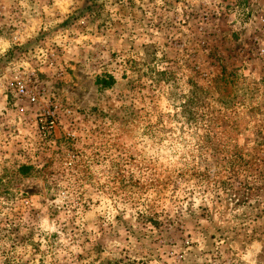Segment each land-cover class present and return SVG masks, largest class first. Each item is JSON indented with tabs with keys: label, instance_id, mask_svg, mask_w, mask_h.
I'll return each mask as SVG.
<instances>
[{
	"label": "rangeland",
	"instance_id": "1",
	"mask_svg": "<svg viewBox=\"0 0 264 264\" xmlns=\"http://www.w3.org/2000/svg\"><path fill=\"white\" fill-rule=\"evenodd\" d=\"M0 264H264V0H0Z\"/></svg>",
	"mask_w": 264,
	"mask_h": 264
},
{
	"label": "built area",
	"instance_id": "2",
	"mask_svg": "<svg viewBox=\"0 0 264 264\" xmlns=\"http://www.w3.org/2000/svg\"><path fill=\"white\" fill-rule=\"evenodd\" d=\"M36 78L34 74L29 76L30 82ZM34 87V86H33ZM32 87L31 84L27 83L25 78L17 77L10 82H8V88L16 94L20 101H28L31 105H37L40 103V94ZM54 108L52 112L50 108L45 110L44 114L39 116V127L45 131L49 132L50 130H56L58 128V106H55L51 103V106ZM70 113V112H69ZM48 115V116H47ZM47 117V118H46Z\"/></svg>",
	"mask_w": 264,
	"mask_h": 264
},
{
	"label": "trees",
	"instance_id": "3",
	"mask_svg": "<svg viewBox=\"0 0 264 264\" xmlns=\"http://www.w3.org/2000/svg\"><path fill=\"white\" fill-rule=\"evenodd\" d=\"M101 84H103L104 86H111L114 83V79L112 77L109 78V80H100Z\"/></svg>",
	"mask_w": 264,
	"mask_h": 264
}]
</instances>
